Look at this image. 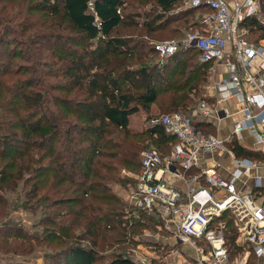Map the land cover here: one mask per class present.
I'll return each instance as SVG.
<instances>
[{
	"label": "trees",
	"instance_id": "trees-1",
	"mask_svg": "<svg viewBox=\"0 0 264 264\" xmlns=\"http://www.w3.org/2000/svg\"><path fill=\"white\" fill-rule=\"evenodd\" d=\"M29 1L25 11L3 8L0 15L17 30L20 26L21 33L34 29L36 41L52 46L50 55L48 47L46 53L37 47L32 54L50 67L44 75L56 80L35 82L40 69L21 71L16 59L28 60L2 49L0 261L34 264L37 247L45 250L42 264H134L129 253L139 243L155 247L159 254L171 250L176 242L161 244L144 235V230L155 231L161 217L128 204L116 189L135 184L121 171L138 173L141 153L149 146L167 156L177 139L159 125L134 130L130 120L141 110L149 112L154 103L163 115L190 113L203 97L201 85L210 64L199 61L194 46L161 62L152 59L157 54L150 43L113 36L120 25L137 26L127 19L125 0ZM183 1L154 0L160 13L143 22L147 34L163 31L174 21L185 26L187 19L181 17L206 11L188 8L172 14ZM32 14L49 19L46 26L53 31L43 32L45 24L30 20ZM24 22L30 26L24 27ZM242 24L264 38V24L255 16ZM195 126L211 133L210 125L196 121ZM228 148L238 158L264 159L236 140ZM258 191L264 197V189ZM18 211L38 213L33 226L40 225V232H30L15 217ZM219 221L225 222L226 248L233 257L239 252L234 218L223 212ZM160 234L170 235L164 229Z\"/></svg>",
	"mask_w": 264,
	"mask_h": 264
},
{
	"label": "built area",
	"instance_id": "built-area-1",
	"mask_svg": "<svg viewBox=\"0 0 264 264\" xmlns=\"http://www.w3.org/2000/svg\"><path fill=\"white\" fill-rule=\"evenodd\" d=\"M87 5L97 23L92 2ZM185 6L206 8L199 13L195 29L186 31L182 39L151 44L152 49L162 62L181 48L196 47L199 61L211 65L213 80L205 87L206 95L198 103L194 119L179 113L150 118V127L162 126L177 141L167 156L154 148L143 151L138 173L121 171L122 177L135 180L126 202L170 218L175 242L179 246L190 244L199 264H257V259L264 264V199L258 191L263 187L262 176H250L251 169L264 161L238 158L228 148L232 140L248 132L254 149L264 155V38L251 40L242 24L256 16L260 0H185ZM180 11L183 9L176 12ZM219 67L224 71H218ZM230 99L236 102L237 118L227 135L204 133L195 126L198 119L229 116L217 105ZM216 152L232 156L236 168L229 178L212 165L200 167L205 155ZM242 175L254 181L248 192L236 188L235 182ZM223 212L234 218L238 242L247 250L242 256L231 257L226 248L225 222H215Z\"/></svg>",
	"mask_w": 264,
	"mask_h": 264
},
{
	"label": "rangeland",
	"instance_id": "rangeland-1",
	"mask_svg": "<svg viewBox=\"0 0 264 264\" xmlns=\"http://www.w3.org/2000/svg\"><path fill=\"white\" fill-rule=\"evenodd\" d=\"M13 1L14 2H11V1L5 2V0H0V12L2 11L3 8L5 11H10L11 7H13L16 10H24L25 11V10H27L28 6L30 5L29 0H24V1H22V3H20L19 0H13ZM184 8H186L185 0L182 3L176 5V7H174V9H172V10H174L173 14H176L177 10H182V9L186 10ZM125 13H128V15H129V16H127V19L132 21L133 24H134V22L137 23V26L135 27V24L133 27H126L125 25H120L113 32V36L123 37L126 40H132L133 42H136V41H140V42L144 41L145 42L146 41L150 44H154L158 41L166 40V39H177V40L182 39L184 37L186 31H190V30L195 29L196 26L194 27L193 22L195 21V19L198 16L197 12L193 11V12L189 13L188 15H184L183 17H181L183 20L187 19L188 24H186L185 26L182 24L183 22H181V21H179L180 23H178V21H174V23L168 24L166 29H164L163 31H156V32H152V33L147 34V32H146L147 30H146V27L143 26V22L146 19L150 18L152 15L160 13V10L156 8L154 0H125ZM255 17L259 20V22L264 24V0L260 1V10L256 14ZM34 19H38L40 23L45 24L42 28L43 32L51 33V30L53 31V29L46 26L50 22L49 19H46V18L41 17V16H36L33 14L30 15V20H34ZM22 25L24 27L30 26L29 23H25V22ZM21 29L22 28L19 26L18 30H21ZM172 29L175 30L174 31L175 33L170 31ZM18 30H17V27L15 26L14 23L6 21V18L2 17L0 15V54H2V49L3 50L6 49V51H12V52H15V53H18V54L24 56V58H26L28 61L16 59L15 64H16L17 68H20L21 71L27 70V72H32V71H34V69H40V71H37L34 75V77L36 79L35 82H37V83H40L41 81H54V80H56L53 77H47L44 75L46 69H49L50 67L46 68L44 66L45 63L39 59L38 55L32 54L33 50H35L37 47L40 48V50L43 53H46L44 50L46 49L45 47H48L49 51L47 52V54L50 55L51 50H52V46L47 44L45 42V40H42V39L36 41L35 35L33 34L34 29H31L30 31H25L23 33L19 32ZM15 31H17V32L15 33ZM56 32H57V30L54 32V34H56ZM138 32H141L142 35L138 36L137 35ZM176 32H179V33H176ZM65 34H69V33L65 32ZM248 36L251 40H258L259 39V37H257V34H254L252 32H249ZM31 42H34V43H31ZM152 59L153 60H159V58L155 55H152ZM193 60H194L193 62L197 61V57H194ZM34 63H39V65L35 66ZM13 68H15V67H13ZM54 68L55 67L53 66L51 69L54 70ZM210 72H211V65L208 68L206 83L201 85V87H203V89H204L203 97L201 99H197L195 101V103L193 105L194 107L191 109L190 113L181 114L183 117H190L191 119H194V117H195L194 111H195L198 103L206 95L205 87L207 86V84H209L211 82V80H213V76ZM157 106H158V104L154 103L151 105V109L149 112H145V111L141 110L137 114L133 115L131 117V120H130V127L134 130L139 129L140 127H145L148 124L150 118L163 115V113H160ZM230 121H232V119L228 118V119H226L225 123L227 124ZM215 132H216V129L212 127L211 133H215ZM208 133H210V132H208ZM148 149H152V147L149 146L146 150H148ZM253 152H256V154L258 153L260 156L263 155L261 151H253ZM242 176H246V175H242ZM242 178H245V177H242ZM116 191L118 193L120 192L118 189H116ZM6 196L8 197L9 200L13 199V194L6 193ZM21 199H23V197ZM37 215H38V213L35 214V213H31L29 211H18L17 214L15 213V217H19L21 219L20 221L26 225L27 229L30 232H40V230L42 229V227L40 225L35 226V227L33 226L34 223L37 221ZM154 229L156 231V228H154ZM155 231L144 230V235H145V237L146 236H153L157 233ZM176 248H177V250H179L178 244L175 247L171 248V254H172L173 250ZM36 251L39 253V255L35 257L34 264H42V252H44L45 250L43 248L40 249L37 247ZM169 251L170 250H168L167 252H164L162 254V256H165ZM129 254H130V256H132L134 258L135 253H133L131 251ZM165 257L160 258L162 264H170V263L174 264V262L177 261L178 258H180V257L175 255V260H174V258L171 255V262H170L167 259L165 260ZM188 260L189 261L192 260L193 262H195L196 257H195V259H193V257H192V259H188ZM0 264H5V262L0 261Z\"/></svg>",
	"mask_w": 264,
	"mask_h": 264
},
{
	"label": "crops",
	"instance_id": "crops-1",
	"mask_svg": "<svg viewBox=\"0 0 264 264\" xmlns=\"http://www.w3.org/2000/svg\"><path fill=\"white\" fill-rule=\"evenodd\" d=\"M199 13L200 12H197L198 16L200 15ZM198 16H197V18H198ZM197 18L193 22L194 26L197 25ZM217 69H218V71H222V70L224 71V69L222 67H219ZM209 102L212 103V102H214V100L210 99ZM217 107L220 109H225L229 113V116L223 117V118H215V116L212 115L208 118L198 119V123L203 122L204 126L210 125L216 129L215 134H217L219 136H225L231 131L232 123L237 118V116H236L237 105H236V102L234 99H230V100L225 101V102H220L217 105ZM228 118H231L232 121H230L229 123L226 124L225 121ZM206 123H208V124H206ZM237 143L240 144L242 147L248 148L250 151H258V150L254 149L253 138L248 132L243 133L241 135V137L239 138V140H237ZM258 161H264V159H261ZM209 165L214 166V168H216V170L225 178H229L231 176L232 172L234 171V169L236 168V166L233 162L232 156L226 152L225 153L216 152V153H213L211 155H205V158L201 161L200 167H206ZM255 175L262 176V184H263L262 188L264 189V165L259 166L257 168L254 167L251 169L250 176L252 177ZM242 177H245V178H242ZM175 184L178 187H180L181 189L184 187L183 183H181L180 181H175ZM253 184H254L253 179L248 178L247 176H241V178L236 180V182H235L237 190H239L241 192H248L252 188ZM130 186L132 187L133 185L128 184L125 188L117 187V189L120 191L118 194L125 201L127 200L128 192L130 191ZM261 198L264 199L263 196ZM151 214H155V213H151ZM155 215H158V214H155ZM161 220H162V223L161 224L158 223L155 226L156 227L155 232H157V233L153 236H146V237H149L153 241L159 242L161 244L169 243V245L172 246L175 243V238H174L175 227L171 224L170 218L161 217ZM162 229L167 230L170 233V235H167V236L162 235L161 236L160 233H161ZM238 238H239V234L235 240L237 248H239V252L236 253L234 256H242L247 251L246 247H244V245L239 244ZM178 249L179 250H177V248L174 249L172 254H171V250H170L165 255L166 256L165 257V256H162V254H159V252L155 249V247L147 246L144 243H139L136 245V247L134 249H132V252L135 253L134 258L133 257L132 258L134 259V264H151V260H155L157 262L156 264H160L161 263V259H160L161 257L162 258L165 257V260L167 259L171 262V255L174 258V260H175V255H176L180 258H178V260L175 261L174 264H199V262L197 260L196 251L190 244H183V245L179 246ZM192 257H193V259H195V257H196L195 262H193L192 260H190V261L188 260V259H192ZM256 263L259 264L260 260L257 259Z\"/></svg>",
	"mask_w": 264,
	"mask_h": 264
}]
</instances>
